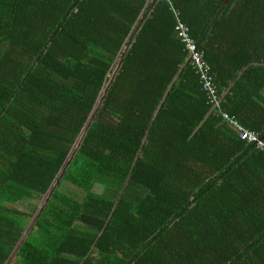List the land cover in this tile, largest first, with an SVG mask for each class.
Segmentation results:
<instances>
[{
  "label": "trees",
  "instance_id": "1",
  "mask_svg": "<svg viewBox=\"0 0 264 264\" xmlns=\"http://www.w3.org/2000/svg\"><path fill=\"white\" fill-rule=\"evenodd\" d=\"M168 1L264 146V0ZM170 11L0 0V264H264V153Z\"/></svg>",
  "mask_w": 264,
  "mask_h": 264
},
{
  "label": "built area",
  "instance_id": "2",
  "mask_svg": "<svg viewBox=\"0 0 264 264\" xmlns=\"http://www.w3.org/2000/svg\"><path fill=\"white\" fill-rule=\"evenodd\" d=\"M165 1L169 4L170 12L174 18L173 31L175 32V36L179 44L182 45L186 60L192 66L194 72L198 74L199 83H201V90L205 95L206 103L208 105V114L224 121L226 125L234 131V134L237 137L244 139L248 143L254 144L258 151L264 153V146L256 138V135L252 131L243 128L237 123L234 117L228 115L222 109L223 95L219 96L216 93L214 77L210 75L202 51L196 47L194 40L189 36V29L179 18L178 11L172 8V5L168 0Z\"/></svg>",
  "mask_w": 264,
  "mask_h": 264
},
{
  "label": "rangeland",
  "instance_id": "3",
  "mask_svg": "<svg viewBox=\"0 0 264 264\" xmlns=\"http://www.w3.org/2000/svg\"><path fill=\"white\" fill-rule=\"evenodd\" d=\"M60 190L61 191L64 190L67 194L69 193V194H71L74 197H80L81 196V193L78 190H76L75 188H73L72 186L67 185V184L62 185ZM38 204L41 205L42 202H39Z\"/></svg>",
  "mask_w": 264,
  "mask_h": 264
},
{
  "label": "crops",
  "instance_id": "4",
  "mask_svg": "<svg viewBox=\"0 0 264 264\" xmlns=\"http://www.w3.org/2000/svg\"><path fill=\"white\" fill-rule=\"evenodd\" d=\"M10 208H12V209H17V210H20V211H25L26 210V205H25V207H17V205H14V204H10V205H8ZM31 221V220H30ZM28 224V223H27ZM28 226H29V224H28ZM28 226L26 225V227L28 228Z\"/></svg>",
  "mask_w": 264,
  "mask_h": 264
},
{
  "label": "clouds",
  "instance_id": "5",
  "mask_svg": "<svg viewBox=\"0 0 264 264\" xmlns=\"http://www.w3.org/2000/svg\"><path fill=\"white\" fill-rule=\"evenodd\" d=\"M174 19V18H173ZM175 33V32H174ZM190 36V35H189ZM176 37V36H175ZM177 39V38H176ZM179 43V42H178ZM181 45V44H180ZM182 46V45H181ZM183 50V49H182ZM225 111V110H224ZM226 112V111H225ZM227 113V112H226ZM228 114V113H227ZM220 120V119H219Z\"/></svg>",
  "mask_w": 264,
  "mask_h": 264
}]
</instances>
